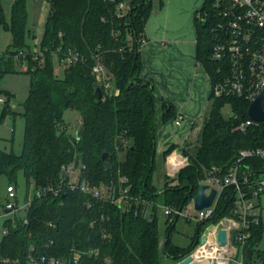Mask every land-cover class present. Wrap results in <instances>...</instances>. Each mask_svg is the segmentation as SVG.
<instances>
[{
  "label": "trees",
  "instance_id": "16d2710c",
  "mask_svg": "<svg viewBox=\"0 0 264 264\" xmlns=\"http://www.w3.org/2000/svg\"><path fill=\"white\" fill-rule=\"evenodd\" d=\"M46 1L50 7L40 41L42 54L33 59L30 53L25 58L16 57L20 50L32 51L26 42V36L32 35L26 0L12 1L10 23L0 0V25L9 29L13 37L9 49L0 52V96L6 97L0 104L1 120L16 115L10 102L14 95L1 87L5 76L18 72L17 63L27 61L25 72L31 77L22 113L23 150L20 154L7 150L0 138V177L16 184L22 171L28 185L33 180L36 187L46 186L58 180L62 165L78 158L85 164L84 176L92 183L118 181L120 176H126L135 196L154 203V213L149 220L140 209L138 213L134 209L126 211L81 192L34 198L27 223L11 217L3 222L8 232L0 238V264H30V256L68 258L75 249L83 253L79 264H162V256L176 264L193 252L201 233L197 231L189 247L178 246L171 238L176 223L173 221L166 225L161 244L158 204L184 207L198 193L205 167L218 165L226 170L240 150L264 148V122L247 125L244 130L237 128L250 118V101L241 96L211 94L200 143L194 152L189 150V143L182 148L189 164L174 177L165 175L164 186L157 188L153 184L157 128L177 113L174 104L159 94L151 81L149 85L140 77V48L148 40L145 24L161 2L133 0L128 8L119 11L122 0ZM218 12L215 0H205L201 17L196 18L197 60L213 83L220 78V62L211 60V26L220 18ZM70 48L79 51L84 59L66 67L60 77L55 72V56L61 59ZM98 59L108 70L112 92L92 72ZM98 87L102 89L101 98ZM226 103L232 106L233 115L229 118L222 115ZM67 110L80 115V127L75 133L66 125ZM176 147L172 145L163 152L162 158ZM106 163L113 168L106 170ZM241 168L251 178L258 177L262 173L255 172L264 171V159L245 158ZM161 190L164 192L158 195ZM233 192V188L226 189L214 215L199 223L208 225L231 214L229 197ZM251 231L244 249L245 264H264V249L258 248L264 233L263 219ZM91 249H98L99 253H85Z\"/></svg>",
  "mask_w": 264,
  "mask_h": 264
},
{
  "label": "built area",
  "instance_id": "2783aa9c",
  "mask_svg": "<svg viewBox=\"0 0 264 264\" xmlns=\"http://www.w3.org/2000/svg\"><path fill=\"white\" fill-rule=\"evenodd\" d=\"M215 7L219 8L220 18L211 26V60L220 62L218 67L220 78L213 83L212 95L241 96L251 102L264 88V0H215ZM124 8V4L120 2L118 10ZM198 16L201 17L200 12ZM29 53L33 55V59H36L38 54H42L40 44H37L32 51L20 50L16 57L25 58ZM83 59L79 51L70 48L61 59H58V62L66 68ZM22 65L25 70L28 68L27 61H24ZM92 72L98 82L112 92L108 70L99 59L93 66ZM118 92L116 89L115 94ZM4 101L5 97L0 96V104ZM182 119L183 117L177 114L175 123L180 124ZM258 123L261 122L249 118L237 128L244 130L247 125ZM173 151L168 158L170 165L168 176L170 177H174L180 169L189 164L188 157L182 151L181 156L177 154L181 160L180 164L174 166ZM254 157L264 159V148L252 147L240 150L235 162L226 170L218 165L204 168L205 178L201 183L209 185L206 193L209 194L212 188L217 190L216 197L209 207L196 209L194 198L180 208L172 203L158 204L159 211L165 212L169 223L176 222L180 216L200 222L214 215L218 201L226 189H234L229 197L232 205L231 214L207 225L201 236L205 237L204 242L199 239L198 245L190 253L193 257L192 261L200 264H232L233 261L236 264H245L244 249L251 237V228L259 224L262 219L258 200L264 194V175L251 178L250 174L241 168L243 159ZM84 169L85 164L78 158H74L62 165L60 176L55 183L36 187L31 180L28 196L22 205L18 202L16 185L9 184L6 200L2 204L4 211L0 210V220L5 221L11 214L12 220L19 219L27 223V214L34 198H41L48 194L58 196L64 192H81L92 199L118 205L126 211L134 209L138 213L140 209L146 218L152 220L154 203L135 196L126 176H120L118 181L92 183L84 176ZM87 206H90V203ZM192 209L197 212L194 213ZM221 229L227 231L226 245H222L219 241ZM7 232V226L2 225L0 233L3 235ZM258 248L264 249V233ZM199 251H201L200 254ZM85 253L97 255L99 250L91 249ZM82 254V251L75 249L68 258L30 256L29 263L79 264Z\"/></svg>",
  "mask_w": 264,
  "mask_h": 264
},
{
  "label": "crops",
  "instance_id": "0c3cea01",
  "mask_svg": "<svg viewBox=\"0 0 264 264\" xmlns=\"http://www.w3.org/2000/svg\"><path fill=\"white\" fill-rule=\"evenodd\" d=\"M44 1L48 15L50 5ZM132 1L122 0V3L128 8ZM155 1L161 2V6L153 10L145 24L148 40L140 48V77L151 81L183 117L180 124L175 123V117L159 124L157 156H162L172 145L177 146L173 152L181 156L182 148L188 143L191 146L196 131L202 129L211 102L212 78L197 60L196 18L205 0ZM169 156L163 158L165 175H169Z\"/></svg>",
  "mask_w": 264,
  "mask_h": 264
},
{
  "label": "rangeland",
  "instance_id": "374dc122",
  "mask_svg": "<svg viewBox=\"0 0 264 264\" xmlns=\"http://www.w3.org/2000/svg\"><path fill=\"white\" fill-rule=\"evenodd\" d=\"M12 1L13 0H2L6 20L9 23L11 21ZM26 3L28 10V27L32 31V35L26 36V42L32 47V49H34L37 44H40L42 31L46 21L47 4L44 0H26ZM12 43L13 37L9 29L4 27V25H0V52L7 51ZM16 68L18 72L6 75L1 83V87L3 89L14 95L10 102L12 109L16 112V115H9L3 120L0 119V138H2V147L20 154L23 150L25 132V118L22 116L24 111L23 104L28 97L31 77L29 73L25 72L21 63H17ZM64 70L65 67L59 64L58 58L55 56V72L60 77H63ZM222 115L224 118H229L233 115L230 103H226L222 107ZM65 122L68 130L75 133V131L80 127L79 113L74 110H67L65 112ZM200 132L201 130L196 131L193 140L190 142L191 146L189 147V150L192 152L195 151L196 146L200 143ZM121 157H123V153L121 154ZM165 173L166 166L163 162V158L162 156H157L156 168L153 174V184L159 189H161L165 184ZM261 175H264V173ZM8 185L9 180L5 176L0 177V210L2 211H4L2 204L5 202L7 197ZM15 185L18 194V202L22 205L25 203L29 191V185L26 182V177L22 171L19 172ZM258 203L261 209L264 224V194L260 197ZM185 209L188 210L187 207H185ZM193 212L196 213L197 211L193 210ZM7 217L12 216L10 214ZM158 219L159 232L162 239L161 244H163L166 236V225L169 224V222L165 212H162L161 210L159 211ZM3 222L4 220H0V231L2 229ZM206 227L207 225H202L195 220H188L187 218L180 216L171 232L172 242L178 246L187 248L194 241L197 231L199 230L202 236ZM1 236L2 234L0 233V238ZM162 264L175 263L167 256H162ZM232 264H236V262L233 261Z\"/></svg>",
  "mask_w": 264,
  "mask_h": 264
},
{
  "label": "water",
  "instance_id": "95a60500",
  "mask_svg": "<svg viewBox=\"0 0 264 264\" xmlns=\"http://www.w3.org/2000/svg\"><path fill=\"white\" fill-rule=\"evenodd\" d=\"M149 85H151V82H148ZM97 91L99 92V97H102V89L101 87L97 88ZM248 115L249 117L256 121V122H264V88L263 90L256 96V98L250 102V105L248 107ZM107 156V154H103V159H105ZM113 165L110 163H106L105 164V169L109 170L112 169ZM264 173V171L261 172H255V174H261ZM209 188L208 184L205 183H201L198 193L196 194V196L194 197V203H195V208L196 209H204L206 207H209L212 205L216 194H217V190L215 188H212L210 193L207 194L206 190ZM162 192H164V190L158 191L157 194H161ZM87 206H85L86 208ZM168 240V238L166 239V241ZM205 237H201L200 241L204 242ZM219 241L222 245H226L227 244V231L225 229H221L219 231ZM165 247L166 244L163 245V252H165ZM174 258V256H172ZM193 257L192 255H187L184 258L178 260L176 262V264H200L197 262L192 261Z\"/></svg>",
  "mask_w": 264,
  "mask_h": 264
},
{
  "label": "bare ground",
  "instance_id": "6f19581e",
  "mask_svg": "<svg viewBox=\"0 0 264 264\" xmlns=\"http://www.w3.org/2000/svg\"><path fill=\"white\" fill-rule=\"evenodd\" d=\"M177 153H174V155L172 156V162H174V166H178L180 163V158L177 157ZM201 253V251H199V254Z\"/></svg>",
  "mask_w": 264,
  "mask_h": 264
}]
</instances>
